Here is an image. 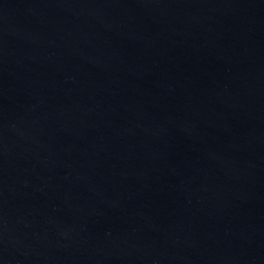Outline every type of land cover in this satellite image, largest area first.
I'll return each mask as SVG.
<instances>
[{
    "label": "water",
    "instance_id": "water-1",
    "mask_svg": "<svg viewBox=\"0 0 264 264\" xmlns=\"http://www.w3.org/2000/svg\"><path fill=\"white\" fill-rule=\"evenodd\" d=\"M0 264H264V0H0Z\"/></svg>",
    "mask_w": 264,
    "mask_h": 264
}]
</instances>
